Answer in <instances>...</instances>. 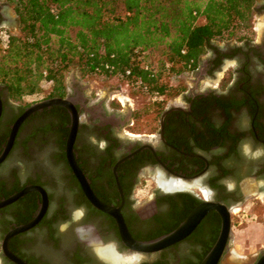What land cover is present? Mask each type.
<instances>
[{"label":"flooded vegetation","instance_id":"obj_1","mask_svg":"<svg viewBox=\"0 0 264 264\" xmlns=\"http://www.w3.org/2000/svg\"><path fill=\"white\" fill-rule=\"evenodd\" d=\"M252 13L264 20V0L254 1ZM17 27L13 4L0 0V30L10 34ZM259 33L258 40L209 41L189 71L191 83L178 99L148 104L149 115L119 109L113 98H92L78 80L26 105L16 104L0 83V154L25 108L67 99L77 116L71 154L82 183L116 209L132 240L168 234L203 203L224 208L231 223L236 207L264 201V26ZM69 122L64 108L51 106L17 127L0 162V201L30 186L43 192L44 203L32 191L0 207V246L9 230L29 223L42 207L37 223L7 242L24 264H199L220 232L219 213L207 211L186 237L158 252H130L115 219L89 203L68 166ZM0 264L14 263L0 250Z\"/></svg>","mask_w":264,"mask_h":264},{"label":"trees","instance_id":"obj_2","mask_svg":"<svg viewBox=\"0 0 264 264\" xmlns=\"http://www.w3.org/2000/svg\"><path fill=\"white\" fill-rule=\"evenodd\" d=\"M8 1L20 36L0 42V83L18 100L40 82L50 85L49 95L61 93L73 66L81 75L117 77L162 95L158 74L144 59L160 50L168 73L193 70L209 41L228 39L245 25L255 0Z\"/></svg>","mask_w":264,"mask_h":264},{"label":"rangeland","instance_id":"obj_3","mask_svg":"<svg viewBox=\"0 0 264 264\" xmlns=\"http://www.w3.org/2000/svg\"><path fill=\"white\" fill-rule=\"evenodd\" d=\"M261 1L255 0L256 3ZM196 22L197 24H202L203 21L202 19H197ZM262 26H264V20L251 11L245 25L236 29L230 40L233 41L243 37L258 40ZM0 31H2L0 33L8 34L4 30ZM9 33L17 37L20 36L18 30H12ZM68 34L72 36L73 31L70 30ZM214 41L219 45L220 40ZM159 48L162 49V47ZM162 59L160 50H153L144 59L150 69L158 74L157 84L162 85L165 90L162 95H149V93H145L135 86L125 84L124 81L117 77L102 78L97 75H81L75 66L65 72L64 82L71 83L74 80H78L80 85L86 86L87 94L89 92L95 94L92 98H102L106 101H110L113 98L112 104L119 109L123 108L126 112L133 109L135 113H138V116L149 115L152 107H148V104L164 96L168 99H178L177 94L183 91L187 84L191 83V72L168 73L166 69L160 66ZM165 66L166 68L168 67L167 65ZM203 82L199 85V88L202 87ZM49 86L46 82H40L33 94L25 95L16 100V104L26 105L43 98L48 93ZM119 98L123 101L121 102ZM236 208L234 209V214H231V238L227 244L228 251L223 259L226 261L231 258L230 255H233L236 259V264H253L259 254L264 251V201L260 203L250 199L246 202L244 208Z\"/></svg>","mask_w":264,"mask_h":264},{"label":"water","instance_id":"obj_4","mask_svg":"<svg viewBox=\"0 0 264 264\" xmlns=\"http://www.w3.org/2000/svg\"><path fill=\"white\" fill-rule=\"evenodd\" d=\"M51 106H58L64 108L68 115H69V126H68V135L66 138V144H65V155L66 160L68 163V166L71 168L74 176L76 179L81 183L82 188L84 190L85 196L89 203L97 210L109 214L112 216L115 221L117 222V226L119 229V234L121 238L122 244L128 248V250L132 253L136 254H152L155 252H158L168 246H171L180 240H182L184 237H186L192 229L196 226V224L199 222V220L203 217V215L209 211V210H215L219 213L221 217V228L220 232L217 236L216 241L212 245V247L209 249V251L205 254L203 259L200 261L199 264H218L220 258L227 253L228 251V241L230 240V223H229V215L228 212L217 205H213L210 203H203L199 207H197L193 212H191L180 224L177 228H175L173 231L169 232L168 234L162 235L160 237H157L150 241L145 242H137L130 238L129 234L126 232L122 221L120 220L116 209L106 206L100 202H98L91 192L88 190L87 186L84 185L82 182L84 181L82 175L77 169V166L75 165L73 158H72V144L76 133L77 128V116L72 108L71 102L67 99H61V98H50L46 100L39 101L37 103H34L27 108L24 109L22 114L13 122V124L10 126V133L7 138L6 145L4 146L1 154H0V162L3 160L5 155L7 154L11 143L13 141V137L15 135V132L17 130V127L20 125V123L28 117L30 114L40 111L42 108H49ZM164 115V114H163ZM122 162V160L120 161ZM119 162V163H120ZM37 191L41 194L43 197V203H44V194L43 192L37 188V187H30L26 186L22 188L20 191L12 194L7 199L0 201V207L10 204L14 202L16 199L22 197L26 193ZM43 212V208L41 207L40 211L37 213L35 218L31 220L29 223L17 226L11 230H9L6 235L4 236L0 250L3 257H5L7 260L11 261L14 264H24L19 259H17L15 256H13L7 249V242L8 240L15 236L16 234L22 233L30 229L34 224L37 223V221L40 219ZM231 258L228 260L222 261L221 264H236V259L233 257V255H230ZM253 264H264V251L259 254V256L256 258Z\"/></svg>","mask_w":264,"mask_h":264},{"label":"built area","instance_id":"obj_5","mask_svg":"<svg viewBox=\"0 0 264 264\" xmlns=\"http://www.w3.org/2000/svg\"><path fill=\"white\" fill-rule=\"evenodd\" d=\"M0 34H1L0 35V42H1V45H3V44H5L8 35L5 33H0ZM144 69H146V66L144 67Z\"/></svg>","mask_w":264,"mask_h":264},{"label":"bare ground","instance_id":"obj_6","mask_svg":"<svg viewBox=\"0 0 264 264\" xmlns=\"http://www.w3.org/2000/svg\"><path fill=\"white\" fill-rule=\"evenodd\" d=\"M119 99H120L121 102L123 101L121 98H119ZM106 254H107L108 257H111V258L113 259L114 262H117V259H118V258L114 257L113 253H112L110 250H107V251H106ZM234 255H235V254H234Z\"/></svg>","mask_w":264,"mask_h":264}]
</instances>
